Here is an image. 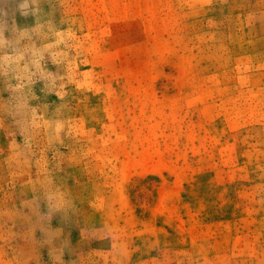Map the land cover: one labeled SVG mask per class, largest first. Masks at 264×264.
Listing matches in <instances>:
<instances>
[{
	"label": "rangeland",
	"instance_id": "rangeland-1",
	"mask_svg": "<svg viewBox=\"0 0 264 264\" xmlns=\"http://www.w3.org/2000/svg\"><path fill=\"white\" fill-rule=\"evenodd\" d=\"M0 264H264V0H0Z\"/></svg>",
	"mask_w": 264,
	"mask_h": 264
}]
</instances>
